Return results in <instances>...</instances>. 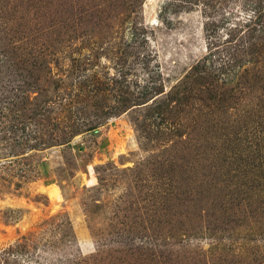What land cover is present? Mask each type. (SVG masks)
Instances as JSON below:
<instances>
[{"label":"rangeland","instance_id":"374dc122","mask_svg":"<svg viewBox=\"0 0 264 264\" xmlns=\"http://www.w3.org/2000/svg\"><path fill=\"white\" fill-rule=\"evenodd\" d=\"M0 264H264V0H0Z\"/></svg>","mask_w":264,"mask_h":264},{"label":"crops","instance_id":"0c3cea01","mask_svg":"<svg viewBox=\"0 0 264 264\" xmlns=\"http://www.w3.org/2000/svg\"><path fill=\"white\" fill-rule=\"evenodd\" d=\"M100 140H101V141H100L101 144L104 145V148L107 147L108 143H107L106 139H105L104 137H102Z\"/></svg>","mask_w":264,"mask_h":264}]
</instances>
